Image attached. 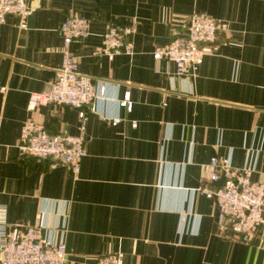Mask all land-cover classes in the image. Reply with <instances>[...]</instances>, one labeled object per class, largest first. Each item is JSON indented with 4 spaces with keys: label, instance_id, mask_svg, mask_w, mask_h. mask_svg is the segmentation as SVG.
<instances>
[{
    "label": "crops",
    "instance_id": "obj_1",
    "mask_svg": "<svg viewBox=\"0 0 264 264\" xmlns=\"http://www.w3.org/2000/svg\"><path fill=\"white\" fill-rule=\"evenodd\" d=\"M26 26L0 21V204L6 230L56 225L62 263L95 264L119 251L121 264H264V228L251 241L218 232L213 198L198 187L205 163H251L264 180V0H29ZM194 11L228 29L205 46L196 72L155 58L156 44L184 31ZM77 12L90 32L70 49L79 69L107 81V97L84 106L85 154L77 173L53 157L23 155L20 128L31 114L49 131L76 133L78 109L53 102L29 110L61 62L58 25ZM109 24L133 29V52L94 55ZM125 90L130 107L118 104ZM117 116L116 122L112 121ZM135 121V124L133 123Z\"/></svg>",
    "mask_w": 264,
    "mask_h": 264
},
{
    "label": "built area",
    "instance_id": "obj_2",
    "mask_svg": "<svg viewBox=\"0 0 264 264\" xmlns=\"http://www.w3.org/2000/svg\"><path fill=\"white\" fill-rule=\"evenodd\" d=\"M29 0H0V21L8 14L18 18L20 27L26 26L25 15ZM90 19L73 12L58 25L62 39L61 62L55 69L50 84L42 91H32L28 109L40 103H58L78 109L79 126L76 133L65 130L49 131L43 122L28 114L22 121L18 149L23 155L47 158L60 156L72 172L77 173L85 154L84 106L95 108L98 100L107 97V81L93 80L82 73L70 43L90 32ZM228 29L225 20L215 18L205 11L191 13L184 31L176 32L165 43L156 44L152 50L155 58L165 57L175 63L180 74H194L202 61L205 46L214 42L219 33ZM133 29L130 26H106L100 43L93 54L114 55L133 52ZM118 104L130 107V92L125 90ZM117 116L112 121L116 122ZM135 124V121H133ZM207 180L198 187L206 196L213 198L217 206L218 232L223 236L251 241L264 228V180L253 178L251 163L234 167L229 155L224 160L211 156L205 163ZM223 180L216 183L221 176ZM56 225L43 222L25 223L18 234L6 230V206L0 204V264L62 263L66 258V246L62 238L55 236ZM95 264H121L119 251H110L95 258Z\"/></svg>",
    "mask_w": 264,
    "mask_h": 264
},
{
    "label": "water",
    "instance_id": "obj_3",
    "mask_svg": "<svg viewBox=\"0 0 264 264\" xmlns=\"http://www.w3.org/2000/svg\"><path fill=\"white\" fill-rule=\"evenodd\" d=\"M53 158L56 159V160H59V161H63L62 158L60 156H58V155L53 156ZM223 177L224 176L222 175L218 180H216V183L220 184L222 182V180H223Z\"/></svg>",
    "mask_w": 264,
    "mask_h": 264
}]
</instances>
